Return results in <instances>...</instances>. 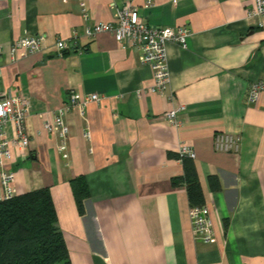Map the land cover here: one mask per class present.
I'll return each mask as SVG.
<instances>
[{"label":"crops","instance_id":"obj_1","mask_svg":"<svg viewBox=\"0 0 264 264\" xmlns=\"http://www.w3.org/2000/svg\"><path fill=\"white\" fill-rule=\"evenodd\" d=\"M128 1L149 25L190 31L186 49L167 44V96L150 93L153 72L140 49L111 33L85 34L86 26L115 23L112 4ZM87 3L88 22L80 0H0V96L29 102L30 144H14L5 163L17 195L51 190L72 264H264V91L249 100L264 80V19L250 18L254 0H155L148 9L144 0ZM28 34H45L48 51L11 61V45ZM58 40L69 47L57 51ZM70 92L101 101L81 112L69 107ZM181 105L176 127L165 114ZM63 107L68 158L46 129ZM219 135L239 141L221 149ZM183 147L195 154L187 162L209 210L211 244L194 238L187 187L174 184L185 175ZM78 176L91 193L84 215L70 184Z\"/></svg>","mask_w":264,"mask_h":264},{"label":"built area","instance_id":"obj_2","mask_svg":"<svg viewBox=\"0 0 264 264\" xmlns=\"http://www.w3.org/2000/svg\"><path fill=\"white\" fill-rule=\"evenodd\" d=\"M155 0H144V8L148 9L154 5ZM81 15L84 21L88 22L92 18L87 0H80ZM114 10L115 23H98L94 26H86L85 34L89 38H94L101 33H111L116 40L126 47H136L143 53L142 62L148 65L153 72L154 85L150 93L167 96L171 82V72L168 64L167 44L175 42L182 48L188 47L190 31L187 28L172 26H156L145 23L139 13L138 7L132 2H126L121 8L112 4ZM250 18L259 17L264 19V0H254L253 8L249 12ZM47 36L26 35L15 41L8 55L11 61L25 57L27 54L46 53L45 41ZM55 49L63 52L69 46L65 41L58 40ZM4 49L0 47V54ZM264 91V80L255 82L251 86L249 100L254 102L260 93ZM172 99V96L170 97ZM90 102L101 101L97 94H92L85 101L77 92H70V106H78L81 112L85 111V106ZM69 107L61 108L52 123L46 124V129L56 135L60 144L59 150L65 158H68L67 141L69 139V127L65 116ZM186 111L185 106L171 110L166 113V118L176 127L181 125L180 115ZM29 116V102L23 94H10L0 96V201L11 200L17 196L15 188L16 175L5 168L7 160L11 159L14 144L20 148H27L30 144V136L27 129V119ZM12 130L13 137L9 135ZM90 139L89 132L85 134ZM238 138L228 135H219L216 138L218 148H231L238 143ZM181 154L194 157L191 148L183 147ZM190 219L192 223L193 235L197 241L204 244H211L215 241V233L209 217V210L206 206H195L190 209Z\"/></svg>","mask_w":264,"mask_h":264},{"label":"trees","instance_id":"obj_3","mask_svg":"<svg viewBox=\"0 0 264 264\" xmlns=\"http://www.w3.org/2000/svg\"><path fill=\"white\" fill-rule=\"evenodd\" d=\"M185 175L174 179L188 190L191 207H203L202 189L192 159L177 153ZM214 190L221 189L216 175L209 177ZM71 188L81 215L91 196L85 176L71 180ZM58 215L51 190L43 188L0 201V264H72L64 236L58 228ZM228 226V221L226 222Z\"/></svg>","mask_w":264,"mask_h":264},{"label":"bare ground","instance_id":"obj_4","mask_svg":"<svg viewBox=\"0 0 264 264\" xmlns=\"http://www.w3.org/2000/svg\"><path fill=\"white\" fill-rule=\"evenodd\" d=\"M180 153V152H179ZM181 154V153H180ZM191 158H194V157H191Z\"/></svg>","mask_w":264,"mask_h":264}]
</instances>
